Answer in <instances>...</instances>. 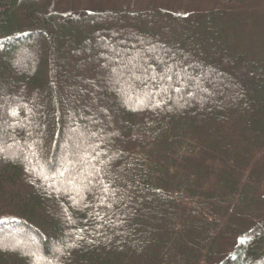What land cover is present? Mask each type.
<instances>
[{"label":"trees","instance_id":"1","mask_svg":"<svg viewBox=\"0 0 264 264\" xmlns=\"http://www.w3.org/2000/svg\"><path fill=\"white\" fill-rule=\"evenodd\" d=\"M54 1L0 0V264H264V0Z\"/></svg>","mask_w":264,"mask_h":264},{"label":"rangeland","instance_id":"2","mask_svg":"<svg viewBox=\"0 0 264 264\" xmlns=\"http://www.w3.org/2000/svg\"><path fill=\"white\" fill-rule=\"evenodd\" d=\"M149 3H155L156 5H159L161 7H169L175 10L178 9V7H183L186 4L185 3L184 5H182L181 2H178L176 0H55L51 7L53 9L63 11L61 12L62 14H78L81 12H89L94 10L131 9L144 7ZM180 10L181 13H184L182 11L184 10L183 8H181ZM67 87L68 85H64V89H66ZM33 167L34 165L32 166V168ZM39 189L47 192V189H45L44 187Z\"/></svg>","mask_w":264,"mask_h":264}]
</instances>
